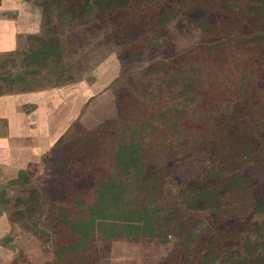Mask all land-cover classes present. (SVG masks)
Here are the masks:
<instances>
[{"label":"trees","instance_id":"trees-1","mask_svg":"<svg viewBox=\"0 0 264 264\" xmlns=\"http://www.w3.org/2000/svg\"><path fill=\"white\" fill-rule=\"evenodd\" d=\"M92 1L101 13L133 8L135 13L130 12L125 21L142 24V28H149L147 22L151 20L154 23L152 10L156 3L137 11L133 2L155 0ZM181 1L179 15L198 24L199 41L177 51L166 46L164 74L154 83L149 81L150 88H135L125 95L128 103H119L122 115L107 124L104 138L94 135L78 144L80 154L76 153L69 166L63 168L73 182L72 192L60 198L29 193V199L27 195L21 201L23 205L10 213L34 231L48 233L53 258L46 264H97L109 256V243L119 239L157 238L167 242L169 233L160 223L166 214L158 206L170 181L171 165L157 164L164 152L198 144L214 161L224 164L250 161L258 149L253 140L241 142L233 137L219 120L237 112L241 118L254 115L259 119V128L264 127V82L258 81L257 72L264 66V0H223L230 6L234 20L220 13L221 0ZM60 2L59 17L82 16L83 11L92 9L89 0L79 4L82 8H69ZM146 13L149 16L143 22ZM161 14L154 28L149 32L140 28L138 33L153 48H161V42L170 43L159 36L161 24L170 20L168 13ZM30 38L41 39L37 35ZM233 47L246 52V58L228 66L202 60L205 52H230ZM32 50L25 58L29 66L38 64L44 70L60 61L58 42ZM59 84L64 83L58 81L55 85ZM221 93L222 97L217 96ZM164 94L170 96V101L163 100ZM240 105L242 110H236ZM185 119L197 121L198 128L183 125ZM96 165L100 167L97 172ZM252 177L249 173L224 174L209 169L202 180L178 190L177 199L190 210L215 216L227 193L254 186ZM253 215L258 218L253 221L250 217L243 228L231 231L230 242L208 236L207 229L190 231L179 238L172 256L162 264H250L253 256L264 253V200Z\"/></svg>","mask_w":264,"mask_h":264},{"label":"rangeland","instance_id":"rangeland-1","mask_svg":"<svg viewBox=\"0 0 264 264\" xmlns=\"http://www.w3.org/2000/svg\"><path fill=\"white\" fill-rule=\"evenodd\" d=\"M58 1L69 8H76L77 5L82 8L79 4L84 0ZM58 1L0 0V63H4L2 67L0 66L1 88L16 91L20 88L26 90L36 86L48 89L55 87L58 81H62L64 84L59 86L63 85L65 96L71 100L68 115L65 114L66 109L63 107L56 116L58 127L67 128L59 131L60 135L53 146L55 167L50 163L48 169L45 167L42 172L41 170L37 172L36 169L32 171L33 175L42 177L41 185L45 180L49 181L46 177L50 176L48 173L53 168L60 169L65 174L63 168L69 166L71 160L80 154L78 144L81 141L94 135L97 138L106 136L107 124L122 115L123 110L119 103H128L127 93L135 88H150L147 87L148 82L152 80L154 83L164 74L165 68L162 62L165 55L163 49L166 46H172L176 51L182 50L196 44L201 35L195 21L179 15L182 10L178 8L183 6L181 0L133 2L137 11L149 8L153 2L156 3L152 10L154 23L152 20L147 22L149 16L147 13L141 20L147 22L149 28L144 25L142 28V24L134 25L125 21V16H131L128 15L130 12L135 13L133 8L126 7L127 9L101 13L92 0H89L91 11H83L82 16L59 17ZM229 7L221 0L220 13L227 17L231 16ZM162 12L168 13L170 20L161 24L158 30L159 36L162 40L166 37L170 43L161 42L159 45L161 48H153L146 42V38L138 36V33L140 28L144 31L148 29L147 32L151 27L154 28L158 18L163 17ZM231 18L234 20L232 16ZM30 35L40 36L41 39H32ZM57 42L61 52L60 61H54L44 70L42 66L39 69L38 64L33 66L27 64L25 58L33 51L32 49H37L44 43ZM251 52L247 50V53ZM202 56V60H206L207 63L228 66L233 65L234 60L241 61L242 58H246V52L233 47L230 52L219 49L218 52L212 51L211 54L205 52ZM39 71L41 72L37 74L36 72ZM257 72H259L258 81L264 82V66L258 67ZM65 85H68V88ZM201 92H205V89H201ZM216 92L220 93L219 90ZM223 94L217 96L222 97ZM163 96L164 101H170L169 95ZM242 108L241 105L235 107L236 110ZM197 123L192 119L182 120V124L188 128H198ZM219 124L241 142L246 140L255 142L258 149L253 153L250 161L238 160L221 164L214 161L212 155L198 144H189L184 148L164 152L157 164L171 165L170 181L165 196L158 202V206L166 214L160 223L169 233L168 241L164 242L157 238L111 241L109 256L102 258L97 264L167 263L172 256L175 243L190 231L207 229L208 236H220L225 243L231 241V231L243 228L250 217H253V221L258 218L253 212L264 200V127L259 128V119L254 115L241 118L237 112L223 116ZM182 145L184 143H180L179 146ZM155 166L157 167L156 164ZM209 169L224 174L249 173L253 176L254 186L227 193L223 206L215 216L207 211L190 210L177 199V192L189 184L202 180L203 173ZM99 170L100 167L96 165L95 172ZM65 178L63 182L67 184L58 183L55 198H60L74 190L73 182L67 175ZM37 182V178L33 177L29 186L37 188ZM11 194L13 196L15 191H11ZM29 197L28 193L27 198ZM11 208L12 206H8L7 210L12 214L14 209ZM18 220L12 226V237H8V240L16 241L13 247L10 245L15 252V255L12 254L10 264L50 262L53 258L51 241L49 242L48 239L46 241L45 236L40 237L38 232L30 227H26L28 232L25 231ZM250 264H264V253L260 252L253 256Z\"/></svg>","mask_w":264,"mask_h":264},{"label":"crops","instance_id":"crops-1","mask_svg":"<svg viewBox=\"0 0 264 264\" xmlns=\"http://www.w3.org/2000/svg\"><path fill=\"white\" fill-rule=\"evenodd\" d=\"M62 87L41 89L34 86L26 90L0 91V264H10L12 254L15 255L11 247L16 241L8 240V237H12V226L18 218L12 217L7 207L12 206L11 209L15 210L22 206L21 201L28 193L53 197L58 192V183L63 184V179H66L60 169L53 168L48 173L50 176L46 177L49 181L45 180L41 185L42 177L32 174L34 169L37 172H42L45 167L48 169L50 163L54 166L53 146L59 131L67 128L58 127L56 116L63 107L68 115V108H71V100L65 96ZM33 177L38 180V189L29 186ZM11 191H15L13 196ZM19 224L25 231L26 227L29 228L21 221ZM38 235L49 240L44 233L38 232Z\"/></svg>","mask_w":264,"mask_h":264}]
</instances>
